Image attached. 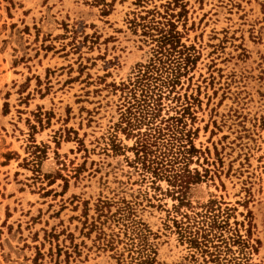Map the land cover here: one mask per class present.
I'll list each match as a JSON object with an SVG mask.
<instances>
[{
  "label": "rangeland",
  "instance_id": "obj_1",
  "mask_svg": "<svg viewBox=\"0 0 264 264\" xmlns=\"http://www.w3.org/2000/svg\"><path fill=\"white\" fill-rule=\"evenodd\" d=\"M0 264H264V0H0Z\"/></svg>",
  "mask_w": 264,
  "mask_h": 264
},
{
  "label": "trees",
  "instance_id": "obj_2",
  "mask_svg": "<svg viewBox=\"0 0 264 264\" xmlns=\"http://www.w3.org/2000/svg\"><path fill=\"white\" fill-rule=\"evenodd\" d=\"M144 101H146V100H144ZM130 115H131V117H132V112L130 113ZM173 135H176V133H173ZM147 136V135H146ZM161 136H164L163 134H161L160 133V136H159V138H157V139H160V137ZM180 146V145H179ZM149 149H147V146L145 145V144H143L142 145V148H141V152L144 154V162L147 160L146 158L148 157V155H149V151H148ZM146 166H148V165H146ZM148 167H150V166H148Z\"/></svg>",
  "mask_w": 264,
  "mask_h": 264
}]
</instances>
